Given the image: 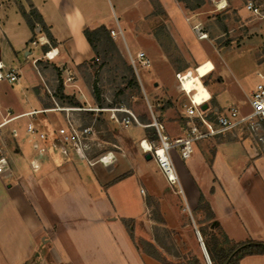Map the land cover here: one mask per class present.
I'll use <instances>...</instances> for the list:
<instances>
[{
    "label": "crops",
    "instance_id": "0c3cea01",
    "mask_svg": "<svg viewBox=\"0 0 264 264\" xmlns=\"http://www.w3.org/2000/svg\"><path fill=\"white\" fill-rule=\"evenodd\" d=\"M158 2L173 36L193 54L195 63L203 62L205 58L195 57L190 45V25L180 3ZM31 7L42 17L51 41L41 26L32 31L27 25L22 9L28 12ZM153 9L152 0H0V71L8 67L20 70L17 82L0 80L2 108L17 116L6 130L16 127L18 131L5 146L10 175L0 174V264H162L146 255L138 243L139 238L154 243L152 226L158 225L141 192L149 190L148 171L157 169L166 184L139 145L143 137L136 140L135 150L121 147L119 152L112 151L110 162L89 164L73 153L64 156L48 147L38 151L25 132L30 120L26 112L31 110L38 111L34 120L38 128L50 132L63 123L62 114L45 103L46 74L38 65L48 59L56 77L71 75L74 79L78 66L98 60L85 29L104 26L108 33L119 29L122 37L109 35L118 51L145 49L150 63H163L149 24ZM222 64L214 62L209 72L216 74L219 88L214 92L207 89L220 105L240 104L226 85ZM262 66L264 61L256 63L258 79L264 73L259 70ZM241 78L233 75L237 85ZM64 84L67 94L82 101L77 82ZM67 85H72L69 92ZM81 94L94 106L91 95L88 99ZM43 108L50 109L44 112ZM173 162L189 210L197 206L202 194L213 219L231 241H264V134L260 140L258 135L237 130L225 138L203 140L185 160L174 153ZM123 219L132 223L133 238ZM238 264H264V254L244 255Z\"/></svg>",
    "mask_w": 264,
    "mask_h": 264
},
{
    "label": "rangeland",
    "instance_id": "374dc122",
    "mask_svg": "<svg viewBox=\"0 0 264 264\" xmlns=\"http://www.w3.org/2000/svg\"><path fill=\"white\" fill-rule=\"evenodd\" d=\"M223 1L224 8L218 7L215 0H204V3L194 9L185 8L184 4L179 2L190 25V40H192L190 45L193 52L195 51V57L205 58L199 64L195 63L193 54L177 36H173L169 19L158 0H152L154 9L149 18V24L155 34L164 62L152 60L149 68L139 69V79L129 64L124 49L116 51L110 41L104 39L95 41L97 48L101 51L97 56L98 60L95 63L78 66L74 79L66 80L60 76L56 77L55 68L49 60H40L38 66L46 74V85L43 86L47 95L46 104H53L52 97L59 104H68L57 98V90L61 85L63 93L67 94L64 83L77 82L88 99H91V95L94 106H98L94 98V91H98L103 104L112 107L124 103L132 109L141 123V125L125 127L112 120L109 111L83 112V122L93 121L98 131L94 150L89 154L93 162H100L97 158L107 151H121V147L133 151L136 149V140L153 136L152 127L147 126L151 116L145 95L148 96L154 113L163 122L167 133L171 137L183 133L182 105L186 98L175 79L176 71L193 69L197 65L198 76H203L202 83L214 92L220 84L215 82L216 74L209 72L214 68V62L223 63L224 70L227 72L228 89H233L235 95L242 101L240 104L247 107L248 95L251 93L248 94L249 89L258 79L256 63L264 61V0ZM248 1L257 7V13L246 9ZM200 33L206 34V37L200 39ZM224 47L228 49L220 51ZM105 50L107 52H103ZM130 69L135 75L136 85H127ZM261 69L264 70V66L259 68ZM234 74L242 76L241 84H235ZM67 86V92H69L72 85ZM81 91L78 90L82 101L75 98L79 102L78 105L86 106L87 101L83 98ZM211 101L218 104L214 97ZM224 103L227 102H221V104ZM262 133L264 134V129ZM173 155L174 152H172ZM147 176L150 179L149 190L143 188V194L149 207L150 217L158 224L152 226L155 236L154 244L161 249L157 247L158 250L162 254L165 252L163 255L172 262H184L196 255L202 264H208L195 233L197 228L202 226L206 228L211 222L206 210L204 208H200L198 212L194 211L195 208L189 210L182 193L169 188L157 169L154 172L148 171ZM131 224L128 221L129 227ZM214 231L217 232L216 229ZM142 239L145 238H139L138 243L143 250Z\"/></svg>",
    "mask_w": 264,
    "mask_h": 264
},
{
    "label": "built area",
    "instance_id": "2783aa9c",
    "mask_svg": "<svg viewBox=\"0 0 264 264\" xmlns=\"http://www.w3.org/2000/svg\"><path fill=\"white\" fill-rule=\"evenodd\" d=\"M215 2L220 7L219 3L221 0H215ZM224 7L225 5L220 8ZM246 9L253 13L258 12L257 7L251 1L247 2ZM109 34L111 37H115L116 35L122 37L119 29H110ZM205 37L206 34H199L200 39ZM125 54L139 79V69H146L151 65L148 56L142 50L132 53L127 47H125ZM47 55L50 56L49 52H47ZM190 71L195 73L193 68L179 70L174 74L179 89L183 91L186 98L182 105L183 133L171 137L167 133L163 122L154 113L153 106L145 95L151 116V121L147 126L152 127L154 136L143 138L139 141L142 150L150 152L151 158L155 162L167 186L178 193H182V188L173 162L172 152L180 159L185 160L192 155L197 143L200 141L225 138L237 130L246 135H258V139L261 140L264 129V73L258 74L259 79L248 95V105L247 107H243L242 104L238 103L224 106L212 103L211 95L208 98H202L200 101L195 100L194 93L196 89L188 90L184 86V80ZM202 77H200L201 81ZM19 78L20 70L17 67H8L4 72L0 71V80L15 83ZM71 78L72 76H68L66 80H70ZM52 100L51 109L62 114L63 123L50 132L46 129L38 128L34 123L35 117L38 114L37 110L26 112V115L30 117L25 126L27 140L38 151H42L45 147H48L64 156L73 153L82 161L89 164L93 162L89 158V154L94 150L98 131L93 121L89 123L83 122V112L88 110L109 111L110 118L124 126L141 125L132 109L124 103L112 107H98L89 104L86 106L66 103L59 104L53 97ZM204 103L206 107L201 108ZM48 109L50 108H43L42 111L45 112ZM14 118H17V116L8 108H2L0 103V174L4 177L10 175L11 169L9 160L5 155V146L8 144L10 138H14L18 134L16 127H12L8 131L6 130V125ZM143 141L147 143V149L143 145ZM43 143H46L47 146H44ZM112 157V151H107L100 155L97 161L107 163L112 160ZM141 192L143 193V189H141Z\"/></svg>",
    "mask_w": 264,
    "mask_h": 264
},
{
    "label": "trees",
    "instance_id": "16d2710c",
    "mask_svg": "<svg viewBox=\"0 0 264 264\" xmlns=\"http://www.w3.org/2000/svg\"><path fill=\"white\" fill-rule=\"evenodd\" d=\"M184 4L185 8L194 9L200 6V4L204 3V0H177ZM196 2L192 4L191 2ZM22 15L29 26V28L34 31L36 25L42 27L46 35L48 36L49 40H52V36L49 30L45 27V23L37 12L35 8H30L28 12L22 9ZM37 23V24H36ZM84 34L86 39L88 40L89 44L93 48L96 56H98L101 51L97 48L96 40L97 39H104L110 41L114 50L118 51L115 43L113 42L112 38L109 36L106 28L104 26H98L94 29H85ZM103 50V49H102ZM103 52H107L106 50ZM94 60L92 63H95ZM127 85H136L135 75L133 71L130 69V78L127 81ZM123 90V89H122ZM123 92V91H122ZM98 91H94V98L96 100V104L100 107H109L106 104H103L100 100ZM56 96L61 101L67 102L68 104L78 105V100L72 96L63 93V87L60 85ZM154 136V135H153ZM152 136V137H153ZM200 208H204L207 212V216L211 220L210 224L206 226V228L199 227L198 231L201 236V240L205 246L206 252L208 254L209 260L211 264H238V261L241 257L248 254H264V241L261 240H253L248 239L245 241L240 242H233L231 241L225 232L222 230L218 222H216L213 218V212L210 209L209 203L206 201L204 196L201 194L198 198V204L195 207L194 211L198 212ZM128 219H123V223L127 228V231L131 238H133V233L131 227L128 226ZM217 230L215 232L214 230ZM141 242L143 243V252L147 255L153 257L154 259L158 260L162 264H202L199 260V257L196 255L191 256L184 262H172L164 256L160 250H158L157 246L146 239H142Z\"/></svg>",
    "mask_w": 264,
    "mask_h": 264
},
{
    "label": "bare ground",
    "instance_id": "6f19581e",
    "mask_svg": "<svg viewBox=\"0 0 264 264\" xmlns=\"http://www.w3.org/2000/svg\"><path fill=\"white\" fill-rule=\"evenodd\" d=\"M225 2L222 0L219 5L223 6ZM51 54V53H50ZM195 73L191 72L186 76L184 80V86L188 90L196 89V92L194 93V98L197 101H200L202 98H208L210 96V92L208 89L204 86L202 83L200 77L198 76L196 67L194 68ZM143 145L147 149V143L143 141ZM145 157L150 158L151 154L149 151H145Z\"/></svg>",
    "mask_w": 264,
    "mask_h": 264
},
{
    "label": "water",
    "instance_id": "95a60500",
    "mask_svg": "<svg viewBox=\"0 0 264 264\" xmlns=\"http://www.w3.org/2000/svg\"><path fill=\"white\" fill-rule=\"evenodd\" d=\"M205 107H206V104L204 103V104L201 106V108H205ZM195 233H196V235H197V238H198V241H199V243H200V247H201L202 253H203V255H204V257H205L207 263H208V264H211V263H210V260H209V257H208V254H207V252H206L205 246H204V244H203V242H202V240H201V236H200V234H199V231L196 230Z\"/></svg>",
    "mask_w": 264,
    "mask_h": 264
}]
</instances>
